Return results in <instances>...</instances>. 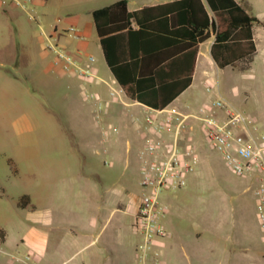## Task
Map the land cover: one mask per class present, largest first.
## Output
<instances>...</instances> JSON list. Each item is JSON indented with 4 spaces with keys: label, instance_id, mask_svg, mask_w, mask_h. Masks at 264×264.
I'll return each instance as SVG.
<instances>
[{
    "label": "rangeland",
    "instance_id": "rangeland-1",
    "mask_svg": "<svg viewBox=\"0 0 264 264\" xmlns=\"http://www.w3.org/2000/svg\"><path fill=\"white\" fill-rule=\"evenodd\" d=\"M250 1L254 4V13L264 22V0ZM65 2L59 0V4L36 8V12L32 7L28 10L16 7L15 20L0 14V48L13 35L19 52L14 60L0 57V227L9 234L10 242L6 248L0 242V258L10 264H105L107 261L104 258L107 255L101 258L95 253L103 245L104 238L86 251L75 253L70 243V228L61 230L57 224L61 208H68L70 204H65L66 199L60 197L65 184H45L43 190L52 198H40L39 184L44 177L56 174L61 178L70 171L79 175L85 184L95 186L94 199L101 204L95 212L103 218L115 206H123V196L141 197L143 194L140 148L134 146L131 153H127L124 144L103 140L104 125L97 123L95 101L88 97L90 92H97V86L78 77V84L74 86L71 78L60 76L52 69L51 57L42 54V38L47 41L58 32L67 33L72 26L71 18L77 15L90 30L92 52L97 57L102 54L87 3L70 7ZM32 12L38 21L32 18ZM260 45L250 69L215 68L201 86L199 97L192 102L182 98L179 104L196 113L205 106L206 114L223 118L225 111L215 106V102L223 98L237 110L251 115L264 129V38L261 35ZM128 117L132 121V117ZM192 123L193 142L201 149V159L185 187L166 189L162 193V198L171 206L164 223L170 234L177 232L179 235L164 240L163 249L172 262L186 259L182 247L188 246L190 236L199 231L205 213L216 210L228 216L231 233L237 230L233 220L239 216L240 198L247 218L254 223L258 216L254 209L257 199L251 190L261 184L258 176L236 173L209 144L203 122L192 119ZM106 146L110 151L105 153ZM113 151H118L117 155ZM64 169L67 171L63 172ZM127 180L130 182L128 189L125 188ZM24 196H29L30 201L24 200ZM117 199L121 200L111 204ZM51 217L56 221H47ZM100 229L99 226L97 231ZM112 229L113 226L108 231ZM260 231L264 239L261 227ZM59 235H64L68 243L62 250ZM141 239L142 235L136 233L134 244ZM136 249L137 246L127 253L129 264H138ZM12 254L23 260L12 259ZM27 255H30L29 260ZM163 255L162 252L164 261Z\"/></svg>",
    "mask_w": 264,
    "mask_h": 264
},
{
    "label": "crops",
    "instance_id": "crops-1",
    "mask_svg": "<svg viewBox=\"0 0 264 264\" xmlns=\"http://www.w3.org/2000/svg\"><path fill=\"white\" fill-rule=\"evenodd\" d=\"M63 1H66L65 3H68L67 6L70 7L81 3H87L88 8L93 15V12L96 9L108 6L119 0ZM172 1L175 0H128L129 8L132 11L140 10L146 6H158ZM238 1L245 5L247 10L253 16H256L259 19V22H257L254 27V37L257 45V52L255 56H257L261 49L260 35L264 38V29L259 31V28L264 27V22L254 13L253 2L250 0ZM57 4H59V0H35L32 8L36 12V8L45 9ZM3 6L4 5H2L0 2V14H7L9 18L15 20L16 7ZM71 20L72 26H77L84 35V38L77 39L73 36H70L68 33L58 32V35L56 34V36H58V42L66 46L73 53L81 56L84 61H87L88 55H94L96 57V60L92 65L96 74L101 80H93L92 82H94V84L97 86V93L101 96L103 104L100 106L98 101L94 100V112L97 111V123L104 125L102 129L103 140L105 142L115 144L122 143L126 146V152L131 153L134 146L140 148L143 142V136L137 125L134 123L133 118L132 121H129L128 116L132 117V114H143V108L145 105L161 108L156 103L158 101L157 88L154 87L143 91L136 95L135 98H131L127 93L122 97L112 96V86L116 88L123 86L117 79L107 61L103 46L100 41V36L96 28L94 16L93 22L98 34L102 51L100 57H97L92 52L90 30L87 26L83 25L81 16H74L71 18ZM214 41L215 36L212 35V37L200 44L194 72L192 75V81L185 89H181V85H183L185 77L189 78L188 70L183 69L181 71L182 79H178V77H176L179 76L177 73L172 75L173 81L169 84L170 86H168L169 88L166 90L167 95L162 100H168V98H170L169 94L175 92L179 95L174 97V99H172L168 105H166V107H177L185 112H193L192 110L185 109V107L183 108L182 105L179 104L182 98L189 99L188 102H192L194 99H197L201 91V86L207 82L215 68L224 69L231 66L240 69L239 67L233 65H228L226 67L219 66L212 53ZM41 50L44 57H51L50 64L54 71H56L60 76L71 78V82L74 84V86L78 84V78L81 77L68 74L62 69L54 66L53 53L45 49L44 38L41 40ZM18 55L19 52L16 48L15 37L12 35L0 48V57L4 60H14L18 57ZM251 67L252 64L249 68L240 70L245 71ZM208 90H211V88L209 87ZM77 108L81 109L79 105ZM108 151H110L108 146L103 148V152L106 153ZM117 153L118 151H113L114 155H117ZM66 171L67 170L65 169L63 170V172ZM69 172L70 171L66 172V174L61 178H58V175L56 174H51L47 178L44 177L41 180L43 184L41 182L39 184V193L40 198L51 199L52 196L43 190L45 189V184L59 182L65 184L66 188L63 190L62 196L60 197L66 199L65 204H70L68 208H61L60 213L57 215V224L61 230L70 228L72 233L70 243L72 247L76 249L75 253L78 254L86 251L87 248L93 246L100 238H104L103 245L98 250H95V253L100 255L101 258L103 255H107L104 257L107 259L105 264H129L127 261V253L135 250V247L139 243L137 242L134 244L133 242V237L137 232H134V227L132 224L134 225L133 222L135 221V214L141 201V197L132 194H129L128 197L123 196V206H115L110 214L105 215V218H103V215L96 214L95 212L97 207H101V204L96 202L94 199L96 193L95 186L92 184H85L79 175ZM129 184L130 182L127 180L125 188L128 189ZM251 190H254V188L252 187ZM54 197L56 196L54 195ZM33 199L36 201L35 196H33ZM54 200L56 201L57 199ZM119 200L121 199H117L116 201L112 200L111 204L114 205ZM108 204H110L109 201ZM254 209L255 213H257L256 200L254 202ZM238 210V219L233 220L234 226L237 229L234 233L228 231L229 217L225 216L224 213H218L215 210L202 215L199 231L195 232V236H190L191 239L190 241L188 240V246L184 244L182 247L186 259L182 260L181 262L170 261L168 257L169 255H167L168 252H165L163 249V242L162 252L164 253V264H264V239L261 235V226L257 218L258 216H256L254 223L247 218L242 198L238 200ZM170 211L171 206L168 214H170ZM54 220L56 221V219L53 217L47 219V221H50L51 223H53ZM99 226L101 229L97 231ZM111 226H113V229L108 231ZM176 233L173 232L169 236H171L173 239L176 235H178ZM0 242L1 244L3 243L5 248L9 247L10 245L9 234L2 227H0ZM1 244L0 253L2 252ZM67 245L68 243L65 236L59 235V248L62 250ZM11 257L15 260L22 259L21 256L16 254H12ZM0 264H10V262L0 258Z\"/></svg>",
    "mask_w": 264,
    "mask_h": 264
},
{
    "label": "built area",
    "instance_id": "built-area-1",
    "mask_svg": "<svg viewBox=\"0 0 264 264\" xmlns=\"http://www.w3.org/2000/svg\"><path fill=\"white\" fill-rule=\"evenodd\" d=\"M35 0H0L6 7H20L28 10ZM33 12L34 9H33ZM32 18L38 21L36 14ZM70 35L77 39L84 35L77 26H71ZM56 38V39H55ZM45 49L53 53L54 66L64 72L86 80H101L96 74L94 55L87 61L58 42V36L45 41ZM123 87H111V95L122 97ZM88 97L103 104L97 92ZM215 106L225 111V117L206 114V107L199 112H185L177 107L158 108L145 105L143 114H132L134 123L143 136L139 149L141 160V185L143 194L135 214L134 230L142 235L137 244L138 264H164L162 246L170 235L164 223L170 205L162 193L170 188H182L188 184L189 175L195 172L201 159L200 147L193 142L192 119L203 122V131L211 147L240 175L256 174L261 184L254 188L257 199V215L264 231V129L251 117L220 98ZM26 258L29 260L30 255Z\"/></svg>",
    "mask_w": 264,
    "mask_h": 264
},
{
    "label": "trees",
    "instance_id": "trees-1",
    "mask_svg": "<svg viewBox=\"0 0 264 264\" xmlns=\"http://www.w3.org/2000/svg\"><path fill=\"white\" fill-rule=\"evenodd\" d=\"M93 16L107 61L128 96L156 87L161 108L179 95L162 100L174 73L182 79L181 71L189 72L181 89L192 81L199 46L212 35V53L221 67L247 69L257 52L259 19L238 0H175L137 11L130 10L128 0H119ZM24 200L29 202V196Z\"/></svg>",
    "mask_w": 264,
    "mask_h": 264
}]
</instances>
